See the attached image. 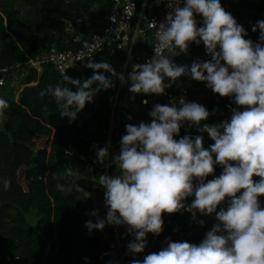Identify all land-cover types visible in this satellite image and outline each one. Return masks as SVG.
I'll return each mask as SVG.
<instances>
[{
  "label": "clouds",
  "instance_id": "9594fccd",
  "mask_svg": "<svg viewBox=\"0 0 264 264\" xmlns=\"http://www.w3.org/2000/svg\"><path fill=\"white\" fill-rule=\"evenodd\" d=\"M168 7L163 23L157 26L153 21L157 28L154 56L133 65L127 77L107 62L93 63L89 58L86 67L93 70L91 78L74 79L64 72L63 85L48 86L40 95L51 97L61 117L72 121L96 93L114 87L112 78L121 85L130 84L132 94L163 95L178 78L190 76L219 97L233 98L237 107L230 108V119L201 127L208 110L181 98L179 106L156 104L149 113L150 123L126 125L120 152L114 157L117 174L99 176L106 217L88 221L86 227L91 232L102 231L106 225H126L134 236L127 248L135 256L144 251L147 234L162 233V214L186 211L193 221L198 213L215 214L217 223L199 244L167 240L166 247L146 255L142 262L133 259L132 264H264V207L259 200L264 197V21L252 28L260 33L259 42L254 43L245 39L247 32L220 0H183L182 7L180 0H168ZM196 16L202 18V26H197ZM201 42L210 60L194 61L190 67L173 62L172 57ZM100 70L110 77L97 74ZM8 108V102L0 98V121L7 119ZM185 122L207 133L214 143L205 149L202 135L174 139ZM107 155V149L100 148L97 162L102 164ZM217 165L223 171L206 182ZM72 175L71 167L63 172V176ZM0 183L7 191L11 181L2 177ZM56 187L65 190L62 184ZM72 187L90 198L78 184ZM189 197L194 199L186 206Z\"/></svg>",
  "mask_w": 264,
  "mask_h": 264
},
{
  "label": "trees",
  "instance_id": "16d2710c",
  "mask_svg": "<svg viewBox=\"0 0 264 264\" xmlns=\"http://www.w3.org/2000/svg\"><path fill=\"white\" fill-rule=\"evenodd\" d=\"M134 1L138 11L141 0ZM220 3L243 26L247 32L245 39L258 43L259 30L253 32L252 28L258 21H264V0H220ZM108 9V0H0V67L17 65V69L24 71L23 63L27 58L50 47L56 50L76 48V39H88L101 30ZM151 16H154V10L146 0L138 24L140 32L127 60L124 48L114 54L101 49L94 53L91 62H107L117 74L127 77L133 65L143 64L142 59L150 52L152 31L145 25ZM197 26H202V18ZM172 60L177 65L190 67L194 61L210 60V56L201 42L199 45L191 44L186 53L172 57ZM97 74L110 77V73L103 70ZM92 75L93 70L86 67L80 80ZM180 78L188 80L187 102L198 103L209 112L201 127L230 119V108L235 106L233 98L219 97L205 83L194 81L190 76ZM112 79L114 87L96 93L72 121L61 117L51 97L40 95L48 86L64 83L50 65H43L38 74L33 69H26L19 80L18 90L11 88L7 96L0 92V98L9 104L5 113L7 119L0 121V178L7 177L11 181L7 191L0 183V264H105L103 238L112 234L111 226L91 232L86 227L88 221L95 223L97 219H104L107 213L104 189L98 182L103 172L94 166L93 161L90 168L86 166V160H90L88 146L91 142L105 140L116 91L109 143L118 153L121 138L126 134L125 126L148 123L149 115L147 106L140 103L144 94H132L128 91L130 84L121 85L119 80ZM165 83H169L167 78ZM64 86L76 91L72 85ZM12 89L17 90L15 99ZM159 103L173 104L165 97ZM175 104L179 106V103ZM186 134L192 137L202 135L205 149L214 143L207 133L189 128L187 122L174 139L179 140ZM43 135L47 136L48 150L35 146L34 138ZM68 145L73 150L72 156L63 153ZM69 167L73 175L63 176ZM18 170L24 189L15 178ZM222 171L217 165L206 182L218 177ZM87 172L90 173L87 175ZM117 172L115 166L114 175ZM57 184L64 185L65 190H58ZM74 184L90 193V198L85 199L83 193L72 187ZM193 199L187 198L185 205L190 206ZM260 200L261 207H264V197ZM222 206L226 207V204ZM93 212L97 216H93ZM162 220L160 237L163 240L193 244H199L217 223L215 218L199 213L193 221L186 211L170 215L164 213ZM200 220L204 221L203 225L198 223ZM161 249L156 248L154 252ZM5 256H9L10 261H6ZM125 264H132V260Z\"/></svg>",
  "mask_w": 264,
  "mask_h": 264
},
{
  "label": "built area",
  "instance_id": "2783aa9c",
  "mask_svg": "<svg viewBox=\"0 0 264 264\" xmlns=\"http://www.w3.org/2000/svg\"><path fill=\"white\" fill-rule=\"evenodd\" d=\"M148 5L154 10V16L146 19V29L152 31V45L150 52L142 59L145 63L148 59L154 56L153 48L155 47L157 40L155 33L157 28H154L153 21L157 26L165 21V17L170 11L168 7V0H147ZM109 9L103 26L98 33L92 34L88 39L75 40L77 46L73 49L56 50L53 47L48 48L42 52H39L32 57L27 58L23 63L25 67L24 71L17 69V65L10 67H0V80L3 81V86L0 87V92L3 91L6 83L10 81L9 88H17L19 80L24 74L26 69H33L37 74L41 71L43 65H50L52 69L63 78L62 73L65 72L67 76L74 79H81V74L89 63V58L92 59L94 53L98 50L105 49L109 54H114L116 51L124 48L126 49V60L130 54L131 47L135 41L137 34H139L138 24L141 20L142 9L146 0H141V7L137 11L134 0H108ZM180 6H183V0H180ZM114 18V21H113ZM200 16H196L197 22L200 20ZM167 54V53H165ZM23 69V68H22ZM14 81L12 84L11 81ZM18 80V82H16ZM16 86V87H15ZM188 80L185 78H178L175 83L172 84L170 89H165L163 95H145L140 99V103L147 106L149 113L156 104H160L161 98H168L173 103H179V100L183 98L188 100ZM117 91L113 97L116 100ZM0 97L2 94L0 93ZM147 100V104L142 103ZM113 113H110L108 117V129L107 136L102 142H91L88 146L90 152L89 158L86 160V166L89 167L90 162H94V166L97 167L104 175L114 176L111 173V145L109 143V131L112 124ZM148 123L151 122V117L148 115ZM100 148H106L108 155L104 162H97V151ZM64 155L72 156L73 150L68 145L63 151ZM90 168V167H89ZM90 172H87V175ZM77 175V173H75ZM85 175V173H84ZM260 200V198H259ZM261 204V200H260ZM112 234L110 236H104V250L103 258L105 264H125L128 260L137 259L141 262L144 257L154 251L156 248H163L166 246V241L163 240L160 235L154 236L149 233L146 236V247L140 254L133 256L128 251L127 245L134 240V236L127 232L126 225L111 226ZM9 256H5L6 261H10ZM13 260H17V257H13Z\"/></svg>",
  "mask_w": 264,
  "mask_h": 264
},
{
  "label": "rangeland",
  "instance_id": "374dc122",
  "mask_svg": "<svg viewBox=\"0 0 264 264\" xmlns=\"http://www.w3.org/2000/svg\"><path fill=\"white\" fill-rule=\"evenodd\" d=\"M18 0H12V2H17ZM21 77H23V75L21 76ZM16 82H18V80H16ZM9 83H10V81H8L7 83H6V85H5V88H4V90H3V95L4 96H7L8 94H9V92H10V90H11V88H13V87H11V88H9ZM11 83L13 84L14 83V81L12 80L11 81ZM16 87V86H15ZM20 88V86H17V90ZM13 90V89H12ZM17 90H13V98L15 99L16 98V95H17ZM237 106L235 105L234 106V108H236ZM239 110H242V109H239ZM34 140H35V142H36V144H35V146L36 147H40V148H45L46 150H48V146H47V143H48V139H47V136L46 135H43V136H41V137H38V138H34ZM47 141V142H46ZM119 153L114 149V148H112L111 147V153H110V155H111V157H110V159H111V163H110V167H111V169L114 171V168H115V163H114V157L115 156H117ZM16 180H17V182L20 184V186H21V188L22 189H24V185L22 184V182H21V180H20V170H18L17 171V173H16ZM155 251V250H154ZM154 251H152V252H154ZM151 252V253H152Z\"/></svg>",
  "mask_w": 264,
  "mask_h": 264
},
{
  "label": "water",
  "instance_id": "95a60500",
  "mask_svg": "<svg viewBox=\"0 0 264 264\" xmlns=\"http://www.w3.org/2000/svg\"><path fill=\"white\" fill-rule=\"evenodd\" d=\"M114 105H115V99H113L112 103H111V113H113ZM209 216H211L212 218H215V216H213V215H209Z\"/></svg>",
  "mask_w": 264,
  "mask_h": 264
},
{
  "label": "crops",
  "instance_id": "0c3cea01",
  "mask_svg": "<svg viewBox=\"0 0 264 264\" xmlns=\"http://www.w3.org/2000/svg\"><path fill=\"white\" fill-rule=\"evenodd\" d=\"M110 170H111V173L113 172L114 173V171L110 168Z\"/></svg>",
  "mask_w": 264,
  "mask_h": 264
}]
</instances>
